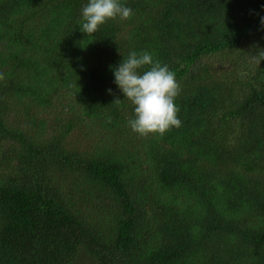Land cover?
Segmentation results:
<instances>
[{"label": "trees", "instance_id": "1", "mask_svg": "<svg viewBox=\"0 0 264 264\" xmlns=\"http://www.w3.org/2000/svg\"><path fill=\"white\" fill-rule=\"evenodd\" d=\"M88 2L0 0V264H264V0H120L91 36ZM131 51L180 85L162 138Z\"/></svg>", "mask_w": 264, "mask_h": 264}, {"label": "clouds", "instance_id": "2", "mask_svg": "<svg viewBox=\"0 0 264 264\" xmlns=\"http://www.w3.org/2000/svg\"><path fill=\"white\" fill-rule=\"evenodd\" d=\"M132 15V9L120 0H89L82 9L80 31L91 36L109 20L117 17L126 20ZM261 25L264 26V17L261 18ZM253 59L260 63L264 60V51L258 52ZM113 74L114 83L134 106L135 118L128 121L133 132L142 137L153 135L162 138L172 128L182 126L177 115L179 108L175 104L181 89L167 64L154 59L148 51H131L113 69ZM4 79V74L0 73V81ZM114 102L119 103L120 99Z\"/></svg>", "mask_w": 264, "mask_h": 264}]
</instances>
